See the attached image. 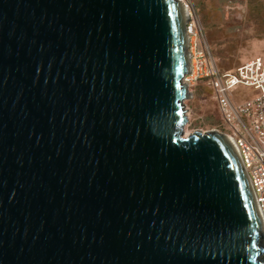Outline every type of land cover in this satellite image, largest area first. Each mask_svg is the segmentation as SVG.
I'll return each instance as SVG.
<instances>
[{
  "label": "water",
  "instance_id": "water-1",
  "mask_svg": "<svg viewBox=\"0 0 264 264\" xmlns=\"http://www.w3.org/2000/svg\"><path fill=\"white\" fill-rule=\"evenodd\" d=\"M180 0H0V264H264L233 144L184 136Z\"/></svg>",
  "mask_w": 264,
  "mask_h": 264
},
{
  "label": "built area",
  "instance_id": "built-area-1",
  "mask_svg": "<svg viewBox=\"0 0 264 264\" xmlns=\"http://www.w3.org/2000/svg\"><path fill=\"white\" fill-rule=\"evenodd\" d=\"M181 3L191 67L183 82L189 89L198 82H204L210 89L224 128L220 133L237 152L261 216L264 235V54L234 69L220 70L195 15L187 4Z\"/></svg>",
  "mask_w": 264,
  "mask_h": 264
},
{
  "label": "rangeland",
  "instance_id": "rangeland-1",
  "mask_svg": "<svg viewBox=\"0 0 264 264\" xmlns=\"http://www.w3.org/2000/svg\"><path fill=\"white\" fill-rule=\"evenodd\" d=\"M181 1L195 15L220 70L234 69L264 54V0ZM189 90L183 132H224L208 86L198 82Z\"/></svg>",
  "mask_w": 264,
  "mask_h": 264
},
{
  "label": "bare ground",
  "instance_id": "bare-ground-1",
  "mask_svg": "<svg viewBox=\"0 0 264 264\" xmlns=\"http://www.w3.org/2000/svg\"><path fill=\"white\" fill-rule=\"evenodd\" d=\"M187 135V131L186 132H184V136H186Z\"/></svg>",
  "mask_w": 264,
  "mask_h": 264
}]
</instances>
